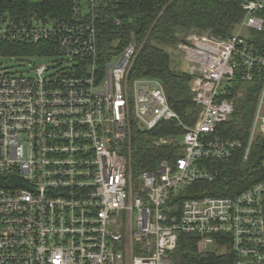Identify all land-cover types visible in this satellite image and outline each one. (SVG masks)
<instances>
[{"label": "built area", "instance_id": "2783aa9c", "mask_svg": "<svg viewBox=\"0 0 264 264\" xmlns=\"http://www.w3.org/2000/svg\"><path fill=\"white\" fill-rule=\"evenodd\" d=\"M11 1L0 0V53L5 43L43 44L32 57L48 61L14 56L22 69L0 73V264H175L182 234L197 236L201 252L230 248L237 264H264V179L232 196L184 198L218 181L219 163L237 151L247 161L264 135V85L246 146L215 134L236 108L226 84L264 74V54L243 33L264 28V0L242 3L230 38L191 32L177 44L201 115L184 125L176 161L139 173L135 134L181 122L160 79L129 78L146 39L103 63L113 0H71L57 15H21Z\"/></svg>", "mask_w": 264, "mask_h": 264}, {"label": "trees", "instance_id": "16d2710c", "mask_svg": "<svg viewBox=\"0 0 264 264\" xmlns=\"http://www.w3.org/2000/svg\"><path fill=\"white\" fill-rule=\"evenodd\" d=\"M245 0H113V18L106 21L105 35L102 37L100 53L104 63L111 55L124 49L130 42H145L137 55L130 80L136 78H158L167 92L170 105L178 113L180 121H163L150 131H138L132 151L135 173L152 170L162 161L174 162L183 151L182 139L186 126L196 124L201 115V106L194 100L191 75L185 69L173 64L171 52L177 44L191 32L209 34L218 38H230L244 18L242 3ZM13 8L20 14L45 11L51 15L70 12L71 0H12ZM12 8V9H13ZM264 16V11L261 12ZM116 18L120 20L116 23ZM247 42L259 53L264 54V28L250 30ZM0 54L11 56L43 55V44L21 42L5 43ZM116 50V51H115ZM264 85V74L256 72L254 79L243 82L237 74L231 83L229 98L236 99V108L230 119L219 124L216 135L240 138L246 146L252 128L253 116ZM241 90L242 97H236ZM182 123V124H181ZM164 137L168 143L155 145L154 140ZM251 149L250 158L242 159V150L233 158L219 161L221 177L215 182L195 183L185 191L184 198L202 196H232L264 179V135L258 133ZM198 237L182 234L176 251L175 264H237L231 249L225 252L200 251Z\"/></svg>", "mask_w": 264, "mask_h": 264}, {"label": "rangeland", "instance_id": "374dc122", "mask_svg": "<svg viewBox=\"0 0 264 264\" xmlns=\"http://www.w3.org/2000/svg\"><path fill=\"white\" fill-rule=\"evenodd\" d=\"M36 2H40L39 0H35ZM250 30L244 31L243 33L248 34ZM173 58V64L175 67L179 69H185L186 68V62L182 56V54L178 51L177 47L176 48H167ZM25 61H33L36 63H42V62H47L48 59L45 57H32V56H25L23 57ZM23 62L16 60L14 56L11 55H1L0 57V73L1 72H6V71H19L22 69V64ZM27 66V65H26ZM133 88L132 82H131V89Z\"/></svg>", "mask_w": 264, "mask_h": 264}]
</instances>
